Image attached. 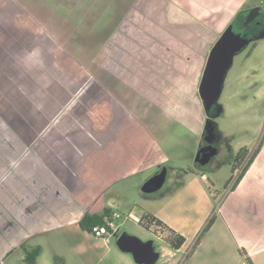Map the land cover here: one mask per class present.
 Instances as JSON below:
<instances>
[{
	"label": "rangeland",
	"instance_id": "rangeland-1",
	"mask_svg": "<svg viewBox=\"0 0 264 264\" xmlns=\"http://www.w3.org/2000/svg\"><path fill=\"white\" fill-rule=\"evenodd\" d=\"M232 1L231 12L236 5ZM134 2L136 5L133 7ZM172 2L177 3V7L187 5L182 20L187 19L190 24L184 32L189 36L200 34L201 43L196 47L205 53L203 71L212 46L238 13L240 20L235 29L248 32L247 44L231 54V65L210 110H206L204 102H200L198 90L197 94L187 90V83L182 84L181 92L174 94L169 87L167 91L161 90L153 76L138 78L145 88L152 86L148 83L151 79L158 87L156 103H153L147 92L138 93L129 87L131 77L122 76L117 81V77L103 73L105 69L101 64H104L110 47L107 49L102 42L108 35L115 48L122 45L129 55L132 47L133 57L139 59L142 69L147 68L148 45L142 43L146 40L147 30L142 32L141 28H137L140 34L144 33L141 38L139 36V48L131 46L130 40L134 25H147L151 0H0V136L7 135L6 140L0 142L3 144L0 146V195L3 193L0 216H8V213L16 216L21 212L20 200L37 193L35 180L33 185V179L24 177V182L15 180L16 176L21 178L24 173L21 170L27 166L26 160L20 163L23 156H36L33 150L37 146V135L49 124L58 121L63 113L69 112L68 103L80 87L76 100L88 101L91 96L90 101L97 103L104 99L101 85H105L106 81L110 86L113 84L112 91L119 102L137 111L152 133L148 139L143 132L144 138H141V150L148 148L150 152L147 159L139 164L141 168L115 181L110 193L105 195L116 202L114 206L117 207L118 217L112 219L116 233L125 232L143 241L152 240V248L159 253L153 264H264V0H238L240 4L229 20H211L208 17L200 20L201 14L196 10L201 2L204 3L202 0ZM164 4L161 2L155 14L160 17L159 20H164ZM123 7L124 14H120ZM172 10L175 9L172 7ZM173 11L165 16L178 22L180 16ZM132 12L134 15L130 16ZM214 17L217 19L216 15ZM126 23L129 27L127 33L130 34L125 32ZM201 23L205 28L198 25ZM112 29H116L113 34ZM116 40L122 44L116 45ZM125 67L128 68L122 64V70ZM128 70L131 71L130 68ZM168 97L186 99L184 109L188 113L171 119L161 113L163 98L166 100ZM105 99L110 100V96ZM72 104L69 107L72 114L69 113L65 119L75 123L73 112L80 115L81 110ZM77 114L76 121L79 122ZM203 114L204 123L210 119L214 124L215 139L212 144L218 152L210 161L198 166L195 155L204 140L198 120ZM153 138L157 139L162 155L153 153L157 150V147L151 149ZM8 140L17 150H9L11 147L5 145ZM243 146L249 149V155L255 149L258 153L244 176L232 188L243 166L241 163L233 169L234 157ZM34 159L32 165L36 166L37 159ZM20 167L22 169H18ZM163 167L169 170L168 180L157 192H146L144 186L147 180ZM32 172L30 176L34 178L36 175H32L34 170ZM191 172L196 173L198 178L204 175L206 195L202 193L197 199L194 193L192 199L186 202L189 206H180L181 213L189 215V220L197 219L192 224H183L187 241L179 252H175L166 241V231L161 234L153 224L143 226L128 213L133 208L137 211L139 208L152 209L158 213L167 211V202L174 190L190 178L191 181L195 179ZM15 181L20 183L21 190L14 189ZM6 184L9 189L5 188ZM7 191H15L16 195L9 196ZM11 198L14 203L10 206ZM230 206L231 220H222V213ZM34 211L36 205L33 204L23 214L32 215ZM19 217L18 221L23 223V216L19 214ZM210 218L212 226L203 230ZM225 219L229 224L225 223ZM23 224L16 225L13 221L8 229L7 223L1 228L2 236H10L20 227L26 230L27 226L23 227ZM8 238H5L7 245L11 248L17 246L18 250L5 259L2 257L6 254L1 252L0 264H23L20 262V257L24 255L21 245H18L20 240L13 237L8 242ZM38 245L41 247L36 259L39 264H138L131 253L118 248L116 236L103 245L92 235L89 239L87 231L77 226L49 229L33 235L24 247ZM83 246L86 253L79 248ZM88 246L98 250L90 253L87 260Z\"/></svg>",
	"mask_w": 264,
	"mask_h": 264
},
{
	"label": "crops",
	"instance_id": "crops-1",
	"mask_svg": "<svg viewBox=\"0 0 264 264\" xmlns=\"http://www.w3.org/2000/svg\"><path fill=\"white\" fill-rule=\"evenodd\" d=\"M151 1L152 5L148 8L149 15L146 19L148 20L147 25L139 27L134 25L131 28V32L133 33L130 40V42H132L131 46H138L139 48V44H141L139 36H142L144 33L140 34L137 28H141L142 32H144L143 29L145 31L147 30L146 40L142 42L148 45L147 68L142 69L143 66L139 64V59L133 57L134 49L132 47L131 49L133 51L131 50V54L129 55L124 52L125 48H123L122 45L120 47L116 46L115 48L114 44L109 42L108 38L102 42L107 49L110 47L108 50L109 53H106L108 55L105 57L104 64H101L106 72L102 71L112 78L117 77V81L119 77L122 76L131 77L132 79L130 80L131 84L129 87L138 93H140V91L142 93L147 92L148 98L154 100L153 103H156L155 93L158 87H155L156 85L153 79H151L148 83H151L152 86L149 87L148 85V87L145 88L144 85H140L138 78L153 76L154 80H158L156 82L161 90L167 91L169 87V91L174 94L181 92L182 84L187 83L189 85L187 90H189L191 94H197L204 66L203 61L206 57L205 53L196 47L201 43V38L199 39L200 34L196 33L189 36V33L184 32V29L187 28V24H190V22H187V19L182 20V16L184 17L185 12H187V5H179L177 7L178 4L175 2L173 3L172 0H169V4L166 3L168 2L167 0H165V2L163 0ZM176 1L179 2V0ZM202 1L204 3L201 2L198 6V10H196V12L201 14L202 19L199 18L200 20H204L206 17L211 20H229L231 14L236 11V7L240 4L238 0H235L236 5L231 12L232 0ZM161 2L165 3V6L162 8L163 11H165V15L173 11L172 7L175 9L173 12L178 13L180 16L178 22L170 20L169 17L165 15L162 16L164 20H159L160 17L155 14L156 11H159L158 9H160L159 5ZM235 3L233 2V4ZM135 5L134 2L133 7ZM225 12H227V16H224ZM131 15L133 16L134 12H132L130 16ZM215 15L217 19L214 17ZM157 20H159V22H157ZM198 25H200L201 28H205L202 23ZM206 25L209 27L210 23L207 22ZM124 28L127 33L129 30L127 23L124 25ZM115 31L116 29L114 32ZM127 34H130V32ZM120 43L122 44V42L116 40V45ZM113 48L115 51H113ZM101 59H103V57ZM118 62H121V64ZM122 64L124 66L126 65L128 68L125 67L124 70H122ZM129 68L131 69L130 72L128 70ZM141 69L143 72L140 71ZM112 86L113 84L110 86L105 81V85H101V90L105 91L106 94L109 92L113 94ZM76 93L78 92L76 91L75 94ZM188 96L185 98H188ZM90 97H88V101L85 100L81 102L75 99L72 102L74 105L76 104V108L78 107V109L81 110L79 111L80 115L76 112L73 114V119H77V114V117L80 119L79 122L74 120L75 123H72L70 120H66L65 117L63 118L65 115L63 113L58 121L49 124L45 128V132H41L35 138L38 147L36 159L38 169L40 170L33 169L34 164L31 165L27 163V166L23 169V176L25 177L27 174V179L31 181L33 179L32 185L34 180L37 182L38 186L35 187L38 190L37 193L33 194L34 197L38 196V198H34L32 194L31 198L26 197L23 199L25 202L20 200L19 211L21 210V212L17 213V215L23 214L24 210L33 204L36 205V211H34L32 215L27 214V216L21 218L24 224L18 221L19 218L13 216L12 213H8V216H0V226L8 223V229L11 228L10 226L13 224V221L16 222V225L23 224V227L27 226L26 230L20 227L10 234V236L4 237H9L8 242L12 240L13 237L19 239L20 242L18 245H21L23 254L25 249H32L27 246L24 247V245L33 235L45 233L49 229L65 228L67 226H77L80 228L78 222L85 213H102L104 209H110L111 214H117V207L114 206L116 202L107 199L105 195L107 192L110 193L115 181L123 179L126 175L141 168L139 164L147 159L146 157L150 153L148 148H143L141 150V138H144L143 132L148 139L150 138L149 136L152 137V133L148 129V123L141 118L137 111L125 107V105L120 102L121 105L114 97H110V100H100L97 103L91 102L92 99ZM164 99L165 98H163L161 113L170 119L176 116H182V113H188V111L184 109L186 99L178 100L175 97ZM199 99L203 104V99L201 97ZM69 110L68 108V111ZM204 120L203 114L200 120H198L202 126V134ZM62 121L67 123L61 124ZM69 121L70 123H68ZM155 147H157L158 151L155 150L153 153L155 155H157V153L162 155L157 139L153 138L151 149ZM134 163L135 165H133ZM33 170L34 175H36L35 172L38 171L34 178L30 176ZM190 174H193V178L195 179L191 181L192 178H190L184 185L174 190V193L170 195V199L167 202V211L164 210L163 213H158L152 209L146 210L144 208H139L137 211L136 209L133 210V208L129 210V216H133L135 220L139 222L143 221L144 224H147L148 220H145L144 216L146 214H151L164 222L169 228L180 234L183 233V236L186 235L182 229L183 224L188 222L192 224L196 222L197 218H190V220H192L190 221L189 215L181 213L180 206H189L186 202L192 199L194 193L197 199L202 193L206 195L203 187V183L205 182L204 175L201 174L198 178L196 173L191 172ZM48 192L49 194L47 195L46 193ZM13 203L14 200L11 198L10 206ZM111 218L113 219V217ZM221 218L222 220H224V218L231 220V206L227 208V210H224ZM225 223L229 224L226 219ZM211 226L212 224L210 227ZM148 227H150L149 224ZM81 230L86 231L83 229ZM28 231L30 233L27 234ZM87 233L89 239L92 235L93 239L101 242L103 245H107L111 237L115 236L116 230L104 236H95L89 231H87ZM2 235L3 232L0 231V253L6 254L2 257L5 259L18 249L17 246L12 248L9 247L6 243L7 239L2 240ZM186 241H184L180 248L172 249L175 252H179ZM79 248L81 252H87L84 246ZM87 249L89 252L87 257L88 260L93 251L98 250V248H90L88 246ZM23 257L24 255L20 257L21 263L23 262ZM2 258L0 257V259ZM35 264H39L38 260Z\"/></svg>",
	"mask_w": 264,
	"mask_h": 264
},
{
	"label": "water",
	"instance_id": "water-1",
	"mask_svg": "<svg viewBox=\"0 0 264 264\" xmlns=\"http://www.w3.org/2000/svg\"><path fill=\"white\" fill-rule=\"evenodd\" d=\"M249 36L241 34L230 23L225 31L221 33L217 41L212 46L203 75L198 86V92L203 99L205 109L210 110L216 100L224 79L226 70L231 65V54L241 50L248 42ZM70 104L80 95L81 87L77 91ZM206 130H212L214 133V124L210 119L205 123ZM215 134V133H214ZM206 148H200L195 155V161L198 166L204 164L208 159L205 158ZM169 178L168 168L163 167L161 171L150 177L145 183L146 192H157ZM116 244L123 252L132 254L134 261L138 264H153L159 257V253L152 248V240L143 241L140 238L127 234L115 233Z\"/></svg>",
	"mask_w": 264,
	"mask_h": 264
},
{
	"label": "trees",
	"instance_id": "trees-1",
	"mask_svg": "<svg viewBox=\"0 0 264 264\" xmlns=\"http://www.w3.org/2000/svg\"><path fill=\"white\" fill-rule=\"evenodd\" d=\"M127 6L128 5H125V7H127ZM125 7H123L121 9L120 14H124L123 9ZM239 20L240 19H239V13H238L232 19V21L230 23H232L233 27L235 28L238 26ZM113 30L114 29H112L111 33L114 32ZM109 36L110 35H108L106 38H104V40L108 39ZM257 151H258V149H255L249 155V149L246 146H243L235 154L233 169H235V167L241 163L243 164V166H242L240 172L238 173L237 177L234 179V181L232 183V188L241 180V178L245 174L246 170L248 169L249 165L251 164V162L253 161V159L257 155V153H258ZM110 215H111L110 209H104V211L102 213H85L80 218L78 224H79L81 229L91 232L93 226L103 224V222H104L103 218L105 216H110ZM144 219L148 220V223L144 224L143 222H140L143 226L148 227V224L149 225L153 224L156 226L157 230L162 232L161 234H163L165 231L168 233L166 241L171 248L178 249L184 243L185 237L182 234H180L177 231L169 228L164 222H162L157 217H155L151 214H146L144 216ZM212 221H213L212 218H210L208 220V222L206 223V225L204 226L203 230H207L210 227V225L212 224ZM40 248L41 247L38 245V246H35L34 248H32L30 250L25 249L24 250V257H23V264H35L37 256L40 253Z\"/></svg>",
	"mask_w": 264,
	"mask_h": 264
},
{
	"label": "flooded vegetation",
	"instance_id": "flooded-vegetation-1",
	"mask_svg": "<svg viewBox=\"0 0 264 264\" xmlns=\"http://www.w3.org/2000/svg\"><path fill=\"white\" fill-rule=\"evenodd\" d=\"M239 29V28H238ZM237 29V30H238ZM241 34H245L246 36H248V32H247V30H245V29H242V30H238ZM106 89V88H105ZM107 90V89H106ZM103 93H104V99L105 98H108V96H110V97H114V98H116L117 99V96L116 95H114V94H111L110 92L108 93V91H107V93L108 94H106V92L105 91H103ZM103 100V99H102ZM117 101H119L118 99H117ZM120 103V102H119ZM121 104V103H120ZM122 105V104H121ZM71 110V111H70ZM69 110V112L68 113H66L64 116H63V118L65 117V118H67V117H69V113H71L72 114V109H70ZM73 114H74V112H73ZM75 117V116H74ZM74 120H76V119H74ZM206 121H207V119H206ZM206 123V122H205ZM204 123V124H205ZM202 136L204 137V140L202 141V143L200 144V146H199V148H198V150L200 149V148H206V153H205V158H207L208 159V161H210L212 158H214V156L217 154V152H218V149H216L215 148V145H213L212 143H213V141H214V139H215V134L212 132V130H206L205 129V125H203V134H202ZM6 137H7V135H3V136H0V142L1 141H3V140H6ZM3 144H0V146H2ZM5 145L6 146H9V147H11V149H9L10 151L11 150H13V151H15V150H17V148L14 146V145H12L11 143H10V141L8 140V143H5ZM37 146H36V149L35 150H33L36 154H37ZM197 150V151H198ZM23 158L24 159H22L21 161H20V163L21 162H23V160L25 161H27V163H29V164H31L32 165V162H33V160H35L34 158H36V156L34 157H32V156H23ZM34 163H36L35 161H34ZM34 167H33V169H35V170H37V168H38V165H36L35 166V164L33 165ZM18 169H22L21 167L20 168H18ZM38 170H40V169H38ZM159 171H161V170H159ZM158 171V172H159ZM21 172H23V170H21ZM37 172L38 171H36L35 172V174L37 175ZM31 175V174H30ZM32 175H34V174H32ZM9 178H10V176H8ZM15 176H13V178H14ZM25 178H26V176H25ZM19 179L21 180V182H24V176L22 175L21 176V178L20 177H15V180H17V181H19ZM14 184H16V186H15V188L14 189H16V190H21V187H20V183H18V182H16L15 181V183ZM5 188L6 189H9L8 188V186H7V184H6V186H5ZM49 190V189H48ZM8 192V191H7ZM3 193H1V195H2ZM8 194H9V196H11V195H16L15 194V191H13V192H11V193H9L8 192ZM0 195V201L2 200V196ZM5 196H6V194H5ZM24 196H26V195H24ZM3 197H4V195H3ZM25 214H21V216H24ZM16 217H19V214H18V216L16 215ZM20 218V217H19ZM5 227V225H3V226H0V231H2V229L1 228H4ZM4 238V237H3ZM5 239V238H4Z\"/></svg>",
	"mask_w": 264,
	"mask_h": 264
},
{
	"label": "built area",
	"instance_id": "built-area-1",
	"mask_svg": "<svg viewBox=\"0 0 264 264\" xmlns=\"http://www.w3.org/2000/svg\"><path fill=\"white\" fill-rule=\"evenodd\" d=\"M118 215L115 213H112L110 216H105L103 224L100 225H95L92 227L91 232L95 236H104L111 234L115 230V226L112 223V218L111 217H117Z\"/></svg>",
	"mask_w": 264,
	"mask_h": 264
}]
</instances>
